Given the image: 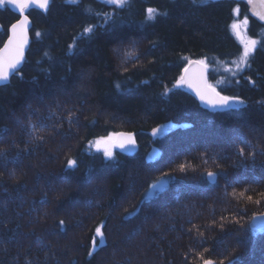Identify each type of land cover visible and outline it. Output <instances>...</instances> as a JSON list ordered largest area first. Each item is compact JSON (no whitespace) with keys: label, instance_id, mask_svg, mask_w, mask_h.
Returning a JSON list of instances; mask_svg holds the SVG:
<instances>
[{"label":"trees","instance_id":"trees-1","mask_svg":"<svg viewBox=\"0 0 264 264\" xmlns=\"http://www.w3.org/2000/svg\"><path fill=\"white\" fill-rule=\"evenodd\" d=\"M248 5L26 10V61L0 86V264H264V228L251 225L264 213V21ZM237 9L258 40L243 67ZM19 16L0 6V47ZM195 60L228 108L185 88ZM121 131L134 152L98 148Z\"/></svg>","mask_w":264,"mask_h":264},{"label":"water","instance_id":"water-1","mask_svg":"<svg viewBox=\"0 0 264 264\" xmlns=\"http://www.w3.org/2000/svg\"><path fill=\"white\" fill-rule=\"evenodd\" d=\"M51 0H26L28 8L45 9ZM33 21L27 12L20 14L19 18L10 26L9 35L0 47V86L7 84L12 76L18 72L26 61L27 53L31 45V28ZM1 29V27H0ZM185 88L193 92L204 105L212 109H226L230 106L231 100L222 94L218 89L209 84L207 67L198 60L190 62L184 70ZM107 144L117 145L127 152H134L137 148V140L134 133L121 131L114 138L107 140ZM159 151L153 147L149 156L155 158ZM210 182H215L216 174H208ZM254 228H264V213H258L251 219ZM202 264H220L208 259Z\"/></svg>","mask_w":264,"mask_h":264},{"label":"rangeland","instance_id":"rangeland-1","mask_svg":"<svg viewBox=\"0 0 264 264\" xmlns=\"http://www.w3.org/2000/svg\"><path fill=\"white\" fill-rule=\"evenodd\" d=\"M111 5H122L127 0H103ZM248 2V8L251 14L258 17L260 20L264 21V0H246ZM11 6L14 10L18 11L20 14L26 12L28 9L26 0H0V6ZM236 19L233 22V31L237 38L241 41L244 53L240 59L236 60L233 64L234 67H243L246 64L247 57L250 53L254 51L258 44V40L252 36H250L248 31V18L247 17H240V11L237 9L235 11ZM199 62L203 63L202 60H198ZM115 135H112L107 138L101 139L97 146L107 154H113L115 150L120 149L116 144L115 145H108L107 140L110 138H114ZM160 186V185H158Z\"/></svg>","mask_w":264,"mask_h":264}]
</instances>
